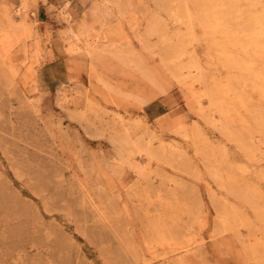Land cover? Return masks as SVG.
Here are the masks:
<instances>
[{
    "label": "rangeland",
    "instance_id": "rangeland-1",
    "mask_svg": "<svg viewBox=\"0 0 264 264\" xmlns=\"http://www.w3.org/2000/svg\"><path fill=\"white\" fill-rule=\"evenodd\" d=\"M0 264H264V0H0Z\"/></svg>",
    "mask_w": 264,
    "mask_h": 264
}]
</instances>
